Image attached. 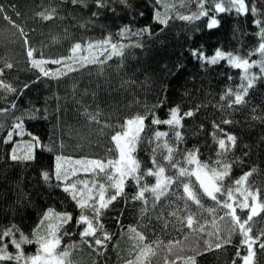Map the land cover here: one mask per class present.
Here are the masks:
<instances>
[{"label":"trees","instance_id":"trees-1","mask_svg":"<svg viewBox=\"0 0 264 264\" xmlns=\"http://www.w3.org/2000/svg\"><path fill=\"white\" fill-rule=\"evenodd\" d=\"M128 2L130 7H124L118 0H109V7L97 9L95 0H79L75 4L72 0H0L2 83L16 90L6 91L0 85V228L16 225L31 238L49 208L55 212H70L75 220L80 211L75 202L55 186L59 182L53 179L46 184L42 172L48 171L51 175L57 155L73 160H115L117 150L112 136L124 129L127 119L138 115L146 116L145 129L134 153L140 161L141 173L150 168L155 170L152 164L155 155L157 162L165 167L164 175H175L176 170L163 158L167 155L163 147L165 141L177 149L175 158L182 164L183 150L198 148L200 160L210 167L215 166L218 159L231 164L230 175L224 181L226 188H233L235 180L251 172L244 186L259 190L260 201H263L264 73L259 64L249 69L248 74L256 77L253 87L248 89L243 105L230 109L227 101H221L220 97L228 88L236 90L241 83L246 85V81L240 79L242 70L230 67L227 61L201 66L187 56L194 45H202L209 55L219 48L249 60L264 61V57L255 52L261 41L253 16L235 11L220 14L210 11L209 16L186 21L178 16L196 13L197 0H161L158 5L154 0ZM246 2L255 3L257 9L264 12V0ZM205 7L211 9L214 5L206 3ZM156 11L166 16V25L154 19ZM94 12L99 15L93 16ZM140 12L144 13L143 17L138 15ZM212 15L219 20V26L209 29L207 25ZM125 25L137 31L148 26L151 34L121 38L120 29ZM109 36L114 43L126 47L122 56H113L103 65L83 67L78 60L67 61V69L63 64L45 65L52 71L68 70L67 75L59 78L43 77L31 65L29 49L34 50L33 59L69 57L76 43L86 46L88 42ZM136 43L141 46H127ZM250 52L253 54L249 55ZM79 54L87 55L84 51ZM72 67L77 70L71 71ZM173 107H179L181 116L187 111L194 115L183 118L180 128L150 123L153 112L160 119H166ZM4 109L7 111H2ZM18 118L24 125L23 134L13 132L12 142L5 144ZM225 119L234 123L222 124ZM214 124H220L224 132L214 129ZM156 131L167 132L168 136L157 141ZM175 131L181 132L182 141L175 140ZM213 132L225 140V132L235 135V148L218 157ZM33 136L38 138L39 145ZM29 145H32L34 160L10 159L13 147L17 155H24ZM77 178L92 177L82 172L78 177H70L71 180ZM97 179L108 187L103 176ZM182 179L185 182L191 179L205 208L215 206V202L199 190L194 177ZM154 182L155 177L145 176L141 184L147 183L150 187ZM113 192L108 188L106 195ZM136 192L135 182L127 179L125 195L103 210L100 217L103 231L98 230L96 235L102 238L106 232L111 236L105 242L106 247L96 246L93 237L82 239L79 236L82 227H77L74 221L60 229V232L71 233L61 238L56 249L58 254L68 250L66 264H137L138 260L139 264H232L238 249L241 255L246 254V247L240 246L242 237L238 229L231 233L230 244L214 248L216 237L208 233L216 229L211 225L213 217L207 212L195 217L200 223L208 221L203 232L188 229L186 221L183 227L175 224L176 218L170 213L178 207L184 208L186 197L177 199L183 196L182 186L173 184L159 201L146 192L147 204L131 199ZM187 203L192 212L198 211L191 201ZM237 214L242 219L247 217L246 210L237 209ZM181 215L185 213L181 211ZM223 215L224 210H219L215 217L222 239L229 235L227 227L231 222L230 217L220 220ZM46 224L38 229L41 237L47 236ZM250 224L253 236L264 230V212ZM129 227L137 228L138 232L142 230L145 239H141L139 233L128 231ZM209 245L213 248L206 250ZM37 247L36 244L25 245V253L35 254ZM254 249L253 264H264V250L258 245H254Z\"/></svg>","mask_w":264,"mask_h":264},{"label":"snow or ice","instance_id":"snow-or-ice-1","mask_svg":"<svg viewBox=\"0 0 264 264\" xmlns=\"http://www.w3.org/2000/svg\"><path fill=\"white\" fill-rule=\"evenodd\" d=\"M79 0H72V3H78ZM118 2L124 7H130L128 0H118ZM155 4H160L161 0H154ZM199 10L191 15H180L178 16L181 20L194 21L201 17L209 16L210 11L215 14L220 13H231L235 11L237 14L252 15L254 26L258 28L257 36L260 39L258 48L255 52H258L264 57V12L257 9L255 3L249 4L246 0H197ZM211 3L214 5L211 9L206 8L205 4ZM97 9H103L109 7V0H95ZM115 11V9H112ZM99 12H94L93 16H98ZM139 16L143 17L144 13H138ZM154 19L162 25L167 24L166 16H162L161 12L156 11ZM208 28H216L219 26V20L212 15L210 17ZM144 34H151V29L148 26L140 30H133L125 25L120 29L119 35L121 38H127L129 36H143ZM27 40V38H26ZM132 47H140L139 43L133 45H127ZM126 45L114 43L111 36L104 39L88 42L86 46H82L81 43H76L71 48V56L53 58V59H33L34 50L29 49L28 55L33 68L38 69L39 74L43 77L59 78L60 76L67 75V71L63 69H56L52 71L46 69L45 65H64L67 69L69 60H78L79 63L85 67L90 64H101L111 60L113 56H122ZM95 50V51H94ZM84 51L87 55H80L79 53ZM253 53H249L251 55ZM187 56L190 60L196 61L203 66L204 64L216 65L221 61H227V64L235 69L242 70L240 77L241 81H246V85L241 83L240 87L236 90L228 88L225 93L220 97L221 101H227V107L233 108L236 105H243L245 103V96L248 94V89L253 87L255 76L249 75V69L259 64L260 71L264 73V61H252L235 55L232 52H225L217 48L216 51L209 55L206 53L203 46L194 45L187 51ZM103 57V59H100ZM11 66H9L10 68ZM77 69L72 67L71 71ZM3 69L0 68V85L6 90L15 92L16 90L2 83ZM231 79V77H229ZM29 85H24L27 89ZM163 106L162 104L160 105ZM14 108L15 105H12ZM224 107V105H220ZM2 111H7L4 109ZM192 111H187L181 116L179 107H173L170 109V116L166 119H160L158 115L153 112L150 123L152 125H167L173 128L182 127V119L193 116ZM95 119V117H93ZM146 116L138 115L133 119H129L125 122V130L123 132H117L112 136V140L115 142L116 149L119 152V158L116 160H108L107 162L101 159H76L73 160L70 157L57 155L54 157V163L52 166V173L48 171L42 172V178L44 182L50 183L53 179L59 183L55 186L60 188L63 192L69 194L71 199L75 202L76 207L80 210L77 218H73L70 212H55L49 208L42 216L39 224L36 226L37 230H34L32 237L26 235L18 226L11 225L8 228H0V264H66L67 257L69 255L68 250L57 254L56 249L61 243V238L71 235L67 230L60 232V229L70 222L75 223L77 227H82L79 232V236L83 239L86 237H93L94 244L96 246L106 247V241L111 239L108 233H104L103 237H98L97 231H103V224L100 222V217L104 209L108 207L112 202L116 201L118 197L125 195V183L127 179H132L137 185V192L131 197L133 201L141 200L147 204L145 193L150 192L155 201H159L161 197L168 194L170 187L175 184L177 187L183 188V196L177 197V199H185L183 210L177 208L170 213L171 216L175 217V224L184 226L186 221V227L193 231L203 232L205 231L204 224L208 223L207 220L204 223H200L195 217L199 216L201 212L209 213L213 219L211 225L216 231L209 232V236L216 237L215 249H220L226 244L231 243V233L239 230L242 237L240 241L241 247H246L247 254L241 255V251L238 249L236 252V259L233 260L232 264H237L238 261L242 264H253L255 256L254 245H258L259 249L264 250V230H260L257 235L253 236V228L250 222L253 221L254 217L264 212V203H260V192H252L248 189H242L241 185L245 184L248 177L252 174L247 172L242 175L239 179L235 180L237 187L233 190L232 187H225L224 181L229 177L231 172V164L222 162L221 160L215 161V166L210 167L207 162H203L199 158V149H185L183 150V164L181 160L176 159L177 149L169 146L165 141L163 147L167 151V155L163 158L168 162L170 168L175 169V175L165 176V167L160 165L155 159V155L152 158V164L154 166L148 169L146 173L140 171V161L134 156L136 152V146L140 142L141 133L145 129ZM256 119V117H254ZM222 124H232L234 121L225 119L221 121ZM214 129L224 132V129L220 127V124H214ZM23 122L19 120L13 126V130L8 133L7 139L4 143H10L13 140V132L17 135L23 134ZM31 135V134H29ZM213 139L218 143L219 151L216 153L218 157H222L226 152L231 151L235 148L237 137L233 134L224 133L227 140L219 138L215 132H213ZM168 133L164 131H156L155 139L159 141L163 137H167ZM175 140L180 142L183 140V136L180 131L174 132ZM39 145L38 138L33 136ZM51 151V149H49ZM156 149H153L155 154ZM10 159L13 161H30L34 160L35 156L32 151V145H29L24 155L16 154V147H13L10 153ZM191 167H187V166ZM71 172L69 174V167ZM109 170H111L109 172ZM84 173L85 176H91V179L77 178L71 180L70 177H78V173ZM103 176L104 180L108 182V187L105 186L104 182H101L98 177ZM145 176L155 177L154 186L149 187L147 183L141 184V181ZM195 178V183L199 185V190H202L204 196L208 197L211 201L215 202L214 207L205 208L201 203V198L197 190H195L193 182L189 179L185 182L182 178ZM108 188L114 190L111 195H106ZM235 193L242 197V200H237ZM175 194V193H173ZM219 194V195H218ZM251 198V205L249 199ZM187 201H191L198 207L197 212H192L189 208ZM155 207V204H153ZM237 209L241 212L248 210L246 218L242 219L237 214ZM219 210H224V215L220 216V220H224L225 217H230L231 222L228 224L227 231L228 236L223 239L219 235L218 226L216 224V213ZM181 211L185 215H181ZM46 224L47 236L41 237L38 233L40 225ZM165 227L168 226L165 221ZM128 231L139 233L141 239H145V236L141 232L137 231L135 227H129ZM171 243V242H170ZM38 245L35 254H26L24 250L25 245ZM213 246H207L206 250L212 249ZM143 255V253H142ZM195 261V258H192ZM139 264V260L137 261Z\"/></svg>","mask_w":264,"mask_h":264},{"label":"rangeland","instance_id":"rangeland-1","mask_svg":"<svg viewBox=\"0 0 264 264\" xmlns=\"http://www.w3.org/2000/svg\"><path fill=\"white\" fill-rule=\"evenodd\" d=\"M215 51H216V50H215ZM215 51H214V52H215ZM214 52H213V53H214ZM213 53H212V54H213ZM249 61L252 62V61H255V60H249ZM169 116H170V114H169ZM169 116H168L167 118H169ZM134 118H135V117H134ZM130 119H133V118H130ZM127 120H129V119H127ZM127 120H126V121H127ZM126 121H125V122H126ZM124 130H125V127H124V129H123L121 132H123ZM115 134H116V133H115ZM115 134H114V135H115ZM113 142H114V141H113ZM114 145H115V142H114ZM115 147H116V146H115ZM116 150H117V149H116ZM118 158H119V152H118V150H117V157H116V159H118ZM116 159H115V160H116ZM240 177H241V176H240ZM240 177H239V178H240ZM239 178H238V179H239ZM154 184H155V182H154L151 186H154ZM151 186H150V187H151ZM236 187H237V185H234L233 190H235ZM239 187H241L242 189H248V188H246V187L244 186V184L241 185V186H239ZM248 190H250V191H252V192H256L255 190H251V189H248ZM234 195L236 196V199H237V200H242V197H241L239 194L235 193V191H234ZM259 202H260V203H264V198H263V201H259ZM251 203H252V201H251V198H250V199H249V204L251 205ZM246 211H247V215H248V210H246ZM56 253H57V252H56ZM57 254H58V253H57ZM246 254H247V252H246ZM240 264H242V262H240Z\"/></svg>","mask_w":264,"mask_h":264}]
</instances>
